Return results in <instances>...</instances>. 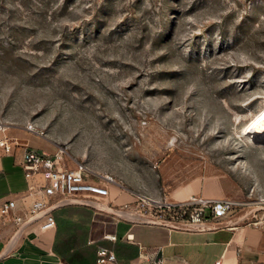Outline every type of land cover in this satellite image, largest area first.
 I'll return each instance as SVG.
<instances>
[{"label": "rangeland", "instance_id": "rangeland-1", "mask_svg": "<svg viewBox=\"0 0 264 264\" xmlns=\"http://www.w3.org/2000/svg\"><path fill=\"white\" fill-rule=\"evenodd\" d=\"M263 108L264 0H0L10 134L136 196L204 181L264 227V145L242 132Z\"/></svg>", "mask_w": 264, "mask_h": 264}, {"label": "crops", "instance_id": "crops-1", "mask_svg": "<svg viewBox=\"0 0 264 264\" xmlns=\"http://www.w3.org/2000/svg\"><path fill=\"white\" fill-rule=\"evenodd\" d=\"M28 144L36 149L46 148L43 141L29 137ZM20 151L15 155L0 153V200L18 197L27 188L25 170L21 164ZM110 184L109 201L114 206L135 207L137 196L123 180ZM167 200L181 201L192 194L208 198L228 197L226 189L220 195H212L204 181L192 185V179L179 187H171ZM57 225L43 230L39 222L30 225L15 245L3 256L0 264H137L144 250L154 251L151 258L164 259V264H216L224 259L225 264L264 261V227L258 222H239L207 231L169 229L164 226L132 223L120 220L112 214L97 211L92 207L68 204L54 211ZM232 217L229 215L224 220ZM223 220V221H224ZM142 228L134 230L135 228ZM106 234H116L110 240ZM131 234V239L128 235ZM137 236L139 238H137ZM10 234L0 240V255L6 248ZM106 247L115 252V261L98 262L95 248ZM86 252L88 258L83 259Z\"/></svg>", "mask_w": 264, "mask_h": 264}, {"label": "built area", "instance_id": "built-area-1", "mask_svg": "<svg viewBox=\"0 0 264 264\" xmlns=\"http://www.w3.org/2000/svg\"><path fill=\"white\" fill-rule=\"evenodd\" d=\"M9 127L8 123L0 119V153L15 155L18 151L21 152V164L25 170L27 188L18 197H8L0 200V240L5 237L6 233L7 235L10 234L11 237L19 227L34 215L63 201L85 199L112 205L109 201L110 184L117 183L121 185L113 175L103 173L87 163L77 160L62 149L49 155L41 153L28 143L21 142L17 137L12 136ZM27 130L38 135L43 134L34 123H30ZM137 198L135 207H119L135 210L159 220L190 224L223 221L230 215L234 205L238 204L230 197L208 198L195 194L181 201L155 199L142 195L137 196ZM68 204L85 205L104 212L92 205L78 202L64 203L57 208ZM57 208L42 214L26 225L17 240L35 222H39L43 230L55 228L57 222L54 211ZM115 217L124 220L118 216ZM158 226L174 229L166 225ZM105 237L114 241L117 239L116 234H106ZM128 239H131V234L128 235ZM98 253L97 260L99 263L116 260L115 252L106 247H101ZM152 253L154 251H142L137 264H164V259L154 260L153 257L151 258ZM216 264H225V261L219 259ZM238 264H264V261L240 262Z\"/></svg>", "mask_w": 264, "mask_h": 264}, {"label": "water", "instance_id": "water-1", "mask_svg": "<svg viewBox=\"0 0 264 264\" xmlns=\"http://www.w3.org/2000/svg\"><path fill=\"white\" fill-rule=\"evenodd\" d=\"M86 203L89 205H92L94 207H97L101 210H103L106 213L112 214L114 216H118L125 221L128 222H134V223H142V224H157V225H166L169 227H172L174 229H182V230H191V231H207V230H212L216 229L218 227L222 226H232L235 225L236 223L242 222L244 220V215H236L229 217L228 219L220 222H213V221H208L202 224H190V223H183V222H177V221H170V220H159L153 217H150L148 215H143L135 210L131 209H126L122 208L119 206H114V205H108L105 203L98 202L96 200H85V199H80V200H67L60 202L58 204H55L51 208L34 215L31 219H29L26 223H24L21 227H19L16 232L10 237L9 241L7 242L6 248L3 250L0 256H3L5 253H7L14 245L16 242L20 232L22 229L31 223L33 220L36 218L40 217L42 214L53 210L57 208L59 205L64 204V203ZM264 208V206L257 205L255 207H252V210H260Z\"/></svg>", "mask_w": 264, "mask_h": 264}, {"label": "bare ground", "instance_id": "bare-ground-1", "mask_svg": "<svg viewBox=\"0 0 264 264\" xmlns=\"http://www.w3.org/2000/svg\"><path fill=\"white\" fill-rule=\"evenodd\" d=\"M243 137L254 144L264 145V108L253 115L243 127Z\"/></svg>", "mask_w": 264, "mask_h": 264}, {"label": "trees", "instance_id": "trees-1", "mask_svg": "<svg viewBox=\"0 0 264 264\" xmlns=\"http://www.w3.org/2000/svg\"><path fill=\"white\" fill-rule=\"evenodd\" d=\"M95 249H96L95 251L98 253L99 249L98 248H95ZM87 253H89V252H86L85 255H82L84 260H86V258H88Z\"/></svg>", "mask_w": 264, "mask_h": 264}]
</instances>
